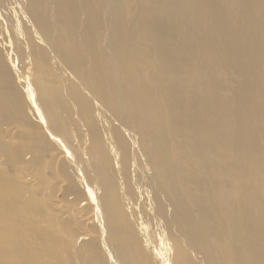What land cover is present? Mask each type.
I'll return each instance as SVG.
<instances>
[{
  "label": "bare ground",
  "instance_id": "obj_1",
  "mask_svg": "<svg viewBox=\"0 0 264 264\" xmlns=\"http://www.w3.org/2000/svg\"><path fill=\"white\" fill-rule=\"evenodd\" d=\"M125 1L128 6L124 8L122 0L105 3L102 13L107 22L99 34L98 56L92 61L90 20L84 13L77 11L75 0H0V100L7 85L10 92L15 91L12 93L13 102L33 114L35 131L39 133L41 142L35 149L26 152V157L29 158L27 165L32 164L30 157H41L48 153L52 160L60 163L61 176L65 174V179L67 176L68 180L71 178L70 183L66 184L67 188L65 185V189H62L67 202L61 205V201L58 205L68 211L69 220L74 218L79 222L78 232L71 230L70 236H74L76 243H81V247L87 250L84 253L88 254L87 259L79 254L83 264H97L99 260V264H218L211 259L214 253L207 249V231L202 228L207 221L204 216L207 207V211L212 214L208 217L210 223L216 221L219 211L223 209L222 198L218 203L219 196L207 184L210 179L203 177V167L210 163L213 165L209 167V173L216 176L217 149L208 143L209 154L203 150L205 140L201 138L202 131L198 128V122L207 105L208 113L217 116L219 121L238 125L244 134L241 135V140L235 141L234 146L240 153H245L253 150L259 142L254 120L246 121L245 117L234 115V121L231 122L230 114L223 116L222 108H213L214 98L211 99L209 95L193 108L192 114L196 121L186 123L184 137L171 138L170 133L181 125L179 119L186 118L189 112L172 102L173 94L164 93L163 87H156L152 91H144L139 87L134 90L132 78L127 84L130 72L126 73L120 67V84L114 85V90L106 101L109 104L101 102L105 100L107 87L105 48L111 42L117 46H125L133 45L138 40L139 51L151 52L155 56L160 54L164 72L172 70V65L168 64L174 63L178 59L177 53L182 54L184 47H187L177 37L182 33L176 27L178 23L174 13L188 11L192 15L202 14L204 21L210 22L212 26L204 22V32L211 35L220 33L218 40L223 39V43L225 38L227 50L224 55L232 51L236 59H232V54L226 55L227 59L232 60L222 63L220 69L227 72L233 66L239 71L244 70V63L239 58L241 50L238 43L249 38L253 39V47L250 49L260 47L256 56L260 64L264 62V0H201V5L196 4L195 0H177L176 7L170 6L173 0ZM126 9L131 10L129 14ZM246 21L251 24H246ZM192 23L188 21V24ZM154 34L158 35L160 42L155 40ZM151 39L154 40L152 45ZM250 46L247 44L246 50ZM246 50H242V55L253 62L255 50ZM187 54L196 64L193 65V74L205 70L211 74V71L201 66L204 57L196 48L187 49ZM94 65L97 66L95 71L92 70ZM155 67L156 65L153 69ZM180 71H184L183 64ZM261 71L264 72V67ZM174 73L172 70L169 76ZM260 76L261 73L256 74L254 79L258 80ZM142 82L144 81L140 76L138 85ZM260 82L264 84V81ZM182 83L184 81L178 79L176 88H180ZM158 84L164 85V81ZM50 86L55 87L52 93L49 92ZM175 94H178V89ZM180 96L185 99L199 95L183 90ZM184 99L183 105L187 103ZM93 107L97 109L98 119L93 114ZM248 108L253 114V106L248 105ZM114 120L129 132L128 138L117 132L118 126L115 123H119ZM66 121L71 122V126ZM67 127L72 128L73 136L66 131ZM9 130L12 134H17L20 127L14 126ZM69 135L72 139H67L70 138ZM212 139L215 138L209 141ZM243 143H247L248 147L243 146ZM172 145L175 147L172 148ZM0 157L2 158L1 155ZM262 171L264 182V170ZM37 175L32 172L24 175L23 182L27 183V188L39 191L36 195L33 191V195L23 187L28 192L25 193V200L30 199L33 204L39 201L37 208L33 204V208L31 207L35 211L37 209L36 215L34 210L27 211L32 213L30 216H38L37 213L45 216L47 213L43 214V211L46 207L41 209L46 203L41 200L49 192L39 190L41 186L37 184L43 177L49 179L50 175L45 177L40 173L43 175H39L40 178ZM52 177L49 179L50 183L54 182ZM43 180L46 182L47 179ZM66 181L62 180L63 183L68 182ZM255 183L253 177L248 176L245 187H242V183L237 187L241 193H246L256 189ZM187 185L191 186L190 192L187 191ZM261 188L264 193V184ZM204 193L210 198L207 204L201 205L200 199ZM37 195H41L40 199ZM258 197L260 198L259 195ZM256 201L258 198L249 200ZM50 206L56 208L55 205ZM83 206L86 208L82 209ZM225 206H229L228 203ZM28 207L30 206H26L30 209ZM55 211L57 214L58 210ZM232 215L229 210L227 217ZM252 217L253 215L249 216L248 222ZM129 219H134V226L124 222ZM57 220H51V223ZM59 221L58 225L62 224ZM72 221L74 224L75 220ZM40 224L41 221L37 220V227L32 229L33 225H30L28 239L26 237L27 247L39 254L45 252L43 264H59L62 255L57 256V240H53L60 235L57 234L54 238L51 231L46 234L42 229L47 226ZM66 224H69L68 220ZM39 226L43 228L39 229ZM228 241L231 244L232 238H228ZM72 245L74 246V242L70 247ZM252 245L253 241L248 239L245 249ZM76 248H72L71 253L66 251L64 260H70L74 250L77 251ZM51 250L54 252L50 253ZM81 251L83 253V249ZM227 254L230 259H234L233 248L227 250ZM79 255L77 260L80 259ZM36 259H31V262L35 263ZM12 260L13 264L14 261L23 264L15 257ZM37 261L39 260H36V264ZM253 261L254 264H260L256 259ZM233 262L234 260L230 264Z\"/></svg>",
  "mask_w": 264,
  "mask_h": 264
},
{
  "label": "rangeland",
  "instance_id": "obj_2",
  "mask_svg": "<svg viewBox=\"0 0 264 264\" xmlns=\"http://www.w3.org/2000/svg\"><path fill=\"white\" fill-rule=\"evenodd\" d=\"M108 1L110 0H75L77 11L79 13H84L90 20V40L93 41L90 49L92 61H94L98 56L99 34L105 26L104 23L106 24L107 22L106 16L102 13V9L105 3ZM195 1L198 5L202 4L201 0ZM121 5L122 8H124L128 6V3L125 0H122ZM134 5H136V3ZM177 5V0H173L172 5L170 6L176 7ZM125 11L127 14H129L131 10L126 9ZM174 14L178 23L176 27L180 28L182 33L177 37L180 38L187 46L184 47L182 54L181 52L177 53L178 59L174 63L168 64L172 65V70L175 71V73L169 76L170 74H172V70H167L164 72V68L161 66L163 62L161 61L160 54L155 56L151 52L139 51L140 42L138 40L133 45L125 46H117L114 42H111L107 44L105 48L107 61L105 63L104 71L107 75V80L105 81V85L107 87L105 91V100H101V102L105 105L109 104L106 101L109 99L110 94L114 90V85L119 83L118 70L120 67H123L126 73L130 72V77L127 80V84L130 83V80L132 78L133 83L135 84L134 90L138 89L137 87H139L144 91H152L156 87H163L164 93L173 94L172 102L176 103L178 107L182 106L189 112V115L186 118L179 119L181 125L170 133L171 138L178 139L180 137H184L186 123L188 121H190L191 123H194L196 121L194 115L192 114L193 108L196 106V104L199 103L202 98L207 99L206 97H208L209 95H211V99L214 98L212 99V106H214L213 108H222L223 111L221 112V114L223 116H228L230 114L229 119L231 120V122L234 121V115H241L245 117L246 121L253 119L259 142L255 145L253 150H249L245 153H240L239 149H237L234 144L236 140H241V135L244 134L243 129L234 123H225L219 121V118L217 116L214 117L213 114L208 113L207 105L205 106L206 110L198 122V128H200V131H202L201 138L205 140L203 150L207 151V154H209V151L207 149L208 143L213 148L217 149L218 162L216 165L218 171L216 170L217 174L213 177L209 173V167L213 165V163H210L209 165L203 167L205 173L203 177L204 179H207V177L210 179V182H207V184L208 186H211H209L210 190L219 196L218 203L222 198L221 203L223 209L219 211L216 221L214 223H210L208 222V217H210L212 214L207 211V207L205 209L206 214L204 215L205 220L207 221H205L202 228L207 231L205 236L207 249L214 253V257H211V259L217 261L218 264H230V262H232L233 260V264H254V259H256V261L260 264H264V193H262L261 188L264 184L262 171L264 170V84L260 82L264 81V72L261 71V68L264 67V62L260 64L259 59L256 56V54L260 50V47L250 49L251 47H253V39L250 38L245 42L238 43V47L241 50V52L239 53V58H241V61H243L244 63V70L239 71L232 66L229 71L224 72L220 69L219 66L226 61L236 59L232 54V51H229L226 54H232V59H227L226 55H224L225 51L227 50V46H225V38L223 43V39L218 40V36L220 35V33L216 32L215 35H211L210 33L204 32V30L206 29V27L204 26V22H207L204 21V15L202 14L192 15L188 11H183L182 14ZM188 21H191L193 23L190 25L188 24ZM245 23L251 24L249 21H246ZM207 25L212 26L210 22H208ZM154 36L155 40L157 42H160L158 35L154 34ZM151 41L152 45L154 43V40L151 39ZM247 44L251 45L248 48L249 50H246ZM191 48H196V50L203 55L204 58L201 60V66L211 71V74H208V71L206 70L199 74L192 73L195 70L193 65L196 64L193 60L188 58L187 49L191 50ZM242 50L243 52H245V50L252 52L255 50L254 61L250 62L248 59H246L244 57V54L242 55ZM181 55L183 59L182 63ZM157 62H159V64H156ZM182 64L184 67V71H180ZM155 65L156 67L155 69H153ZM96 69L97 66L94 65L92 70L95 71ZM259 73H261V76L258 80H255L254 75ZM140 76L143 78L144 82L138 85V78ZM178 79L184 81V83L181 84L180 88H176ZM162 80L164 81V85H159L158 83ZM236 82L238 83L236 84ZM176 89H178L177 95L175 94ZM183 90H190L192 94L197 93L199 96H193L192 98L185 99L181 98L180 95ZM54 91L55 87L50 86L49 92L52 93ZM12 93L14 94L15 91L13 90L12 92H10L6 85L4 87L3 94L0 100V155L2 156V158L0 157L2 159L0 160V264H13V257L21 260L23 264H36V260L42 262L41 263L37 261V264H43L46 258L45 256H43V254L45 255V252L39 254L35 250L31 251L29 249L31 247H27L28 243L26 241V237L28 239V230H30V225H33L31 226L32 229L35 226L37 227V220L41 221L40 225L43 224V227L44 224L45 226H47L44 228L42 226H39V229L40 227L41 229L43 228L42 231H44L46 234L51 231L50 233L54 238L57 237V234L61 236V238L60 236H58V238H60L59 240H61V242H59L58 238L54 239L53 237H51V235H48V237L54 239L53 241L57 240L55 244V248L57 251L56 254L59 257H61L62 255V258H59L61 260L59 264H83L81 262V256L87 259L88 254H84L87 252V250L81 247V243H76L74 236H70L71 230H73L74 232H78L79 222L74 218H70L69 220V217H67L68 211H66L65 208L59 207L60 205H58V203L61 201L63 202L62 204L60 203L61 205H63L64 202H67L62 191L65 189V185L70 183L71 178L69 179V181L68 176L67 179H65V174L61 176L60 173L62 172V167H60V163L52 160L48 153H45V156L41 155V157H30V159L32 160V164L31 166L27 165L29 162V158L26 157V152L28 150L35 149L41 142V138L39 133L35 131V119L33 117V114L31 112H27L25 109L19 107L16 103H14ZM194 98L198 99L194 100ZM183 99L187 100V103L184 105L182 104ZM248 105L253 106V114L249 110ZM94 110L95 111H93V114L97 117L95 118L98 119V116L96 114L97 109L94 108ZM163 111L165 113L164 109ZM110 116L112 119V115ZM68 120L69 119H67V121ZM67 121L65 122L66 124L68 123ZM114 122L118 121L114 120ZM70 123L71 122L68 123L69 126H71ZM118 123V125H116L117 123H115V126L119 127V129L118 127H116L117 132L128 138L129 132L120 122ZM119 125H122L123 128ZM14 126L20 127L19 133H11V130L9 129ZM68 127L67 130L66 128L65 130L67 132H70V134L72 135L74 132L72 128ZM71 135H69L70 138L68 137L67 139H72L73 135ZM211 138L215 139L209 141ZM243 146L248 147V144L243 143ZM171 147L174 148L175 146L172 145ZM49 162L51 165L48 164ZM45 163L49 166V168H46L47 165L45 166ZM56 164L59 165V169H57L58 165ZM24 166L26 167L25 169ZM27 166L29 170H33V168L34 170H30L29 172ZM37 169L39 173H37ZM24 170L26 171V173ZM31 172L36 175L38 174V177L40 173H43L44 175H46L45 177L50 175L49 179L52 176V178H54L52 179L54 180V182L50 183V180L48 178H44L43 175H40V177H43V179L47 180L45 182L41 178L37 184H40L41 186V189H37L41 191L43 189L45 193H50L46 194L48 197L45 195V197H43L41 200H44V202L42 203H46V206H42L41 209H45V211H43V214L47 213L45 216H42V213L40 215L39 213H37L38 216H34L36 215L37 209L36 211L32 209L39 204L38 200L40 199L41 195H37L39 196V199H37L38 202H34V204L30 199L25 200L27 196H25V193L27 191H29V193L31 192L30 194L33 195L34 193L35 195L37 194V192L39 193V191H36L35 189L33 190V193L31 188H27V183L24 184L23 182L25 178L24 175L28 173L31 174ZM50 172L52 174H50ZM58 176H61L62 178L64 177L63 179L67 180L68 182L66 181L67 183H63V179ZM248 176L253 177V179L255 180L256 189L254 191L241 193L240 188H238L237 186L239 185V183H242V187H245V181L248 179ZM41 184H46V186H42ZM47 184H52L51 187H53H50L49 189L50 185L48 186ZM67 186L68 185H66V188ZM23 187L27 188L28 190L26 189V191ZM190 189L191 186L187 185L188 192H190ZM30 194L29 196H32ZM258 195L260 196V198L258 197ZM202 196L203 197L200 199V204H207L210 197H208L205 193L202 194ZM254 198H258V201L249 202L250 199ZM55 199L58 200L56 201ZM212 200H215V198H213ZM24 201H26L27 203L25 204ZM49 201H51L52 204ZM227 203L229 206H225ZM24 205L25 208L26 206H30L28 207L30 209H25ZM50 205H55L56 208ZM43 207H46L47 209H43ZM48 208L53 210L50 211ZM83 208H86V206H83L82 209ZM63 209L65 211H63ZM25 210H34L35 214L33 213V216L35 218L33 219V216H30V214L32 213H30L29 211L26 212ZM55 210H58L57 214L59 215V217H57L58 215L55 214ZM229 210L231 214H233L231 217H227ZM51 215L52 217H57L58 220L56 218H52ZM250 215H253V217L252 220L248 222ZM60 217L64 220H61ZM66 217L69 221V224H66ZM31 218L33 219L32 221ZM50 218L52 221L60 220L62 224L59 221L60 224L58 225V222L56 221L53 223V225ZM71 219L75 220L74 224L71 223L73 222ZM30 221L35 222H33L34 224H31ZM124 222L131 223L133 226L135 225L134 219L124 220ZM46 223H49V225H47ZM244 225L246 226L244 227ZM48 228L50 229L48 230ZM35 230L37 229L35 228ZM42 231L40 230V232ZM24 233H27L26 236H24ZM228 238H232L231 244H229ZM248 239L250 242L253 241V245L251 247L248 246L245 249ZM72 241L74 242V246L72 245V247H70V244L73 243ZM75 247H77V251L74 250L73 257L70 260H64L66 258L67 252L71 253L72 248L75 249ZM230 248L234 249V259H230L229 255L227 254V250H230ZM82 249L83 253L81 251ZM54 251L51 250L50 253ZM76 252L78 254H75ZM27 253L29 254V256H27ZM30 254L31 256H33L31 257ZM78 255L80 259L78 258L77 260ZM39 256L40 258H38ZM33 258H37L36 260H34L35 263H32ZM99 261L97 262V264H99ZM14 262L15 264H18L17 261Z\"/></svg>",
  "mask_w": 264,
  "mask_h": 264
}]
</instances>
